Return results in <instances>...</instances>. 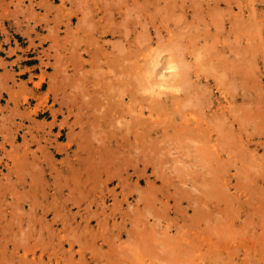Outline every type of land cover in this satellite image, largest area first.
Segmentation results:
<instances>
[{"label": "rangeland", "instance_id": "1", "mask_svg": "<svg viewBox=\"0 0 264 264\" xmlns=\"http://www.w3.org/2000/svg\"><path fill=\"white\" fill-rule=\"evenodd\" d=\"M242 50L246 53L241 52ZM231 51L233 53L239 51L241 55L237 57L238 52L233 54ZM242 56L246 57L247 60L246 58H242ZM251 57L255 59L252 60L253 63L250 62L251 64H248L247 61ZM239 58H241V61L239 62L240 66L237 67V70L236 66L238 65L237 60H239ZM47 61H49V64ZM124 63L126 66L124 67L128 72L125 71L123 67ZM245 63H247V66H245ZM53 64L55 65L53 66ZM172 64L179 65L177 69L181 68L183 70V72L181 69L179 70L181 74L180 79L182 80L174 79L173 81L172 76L169 75L173 72L168 69ZM57 65L62 69L60 68L59 70V68L56 67ZM251 68L252 70L254 68V71H251ZM184 70H187L186 73H184ZM245 71H247L246 73L248 76L244 74ZM120 72L123 73V75H119ZM128 73L131 75L130 78ZM182 74L183 76L185 74L188 76V78L187 76L184 77L187 78L184 79L185 81L183 80ZM116 75L119 76L117 77ZM132 75L135 77H132ZM245 76L247 78L246 80ZM42 77L44 78L43 86L38 88L36 83L40 82ZM251 77L253 82L256 79L254 83L250 80ZM166 79H168V82ZM169 79H171V81ZM105 80H107V82ZM101 81L102 83H100ZM138 82L140 84H136ZM161 82H163V86H161ZM61 83H63V86ZM172 83L174 86L172 85L171 90L173 91L169 89ZM51 84H54L53 86L55 89L50 86ZM135 85L141 89L139 91L140 93ZM107 88H109V90L112 89V91L110 90L112 96L107 93L109 91ZM132 88L134 89L133 91L131 90ZM163 88H165V92H163ZM226 88H228V90ZM103 89L106 90L103 91ZM55 90L57 94L53 92ZM120 90L121 92L126 91V93L123 92L124 94H122ZM230 90L235 91L230 92ZM100 91H102V94L99 93ZM263 91L264 0H0V128L2 126V130L0 129V159L3 161H16V165H12V168L16 170L15 172L13 169H11V172L4 166H0V169H2L0 170V212L3 211L1 215H3V217L5 216V219L0 217V237L2 236L1 238H3L2 240L0 239V264H164V262L165 264H218L219 261L220 264H264ZM35 92L36 96H34ZM168 92L170 93L168 94ZM163 93H167L168 97ZM154 94L156 97H153ZM173 94L176 96L174 97ZM11 95L15 98H12ZM63 96L65 97L62 98ZM98 96H100L99 98L101 99H99ZM26 97L30 99V102L25 101ZM39 97H43V100L47 98L45 104L49 106L45 110H40L39 114H34L32 108L38 104ZM54 97H56V100ZM83 97L86 99L89 98V100L87 99V101ZM95 97L96 100H99L96 101ZM109 97L110 101H112L111 99L116 101L114 104L112 101V107L109 106L111 104L109 100H107ZM82 98L85 101H82ZM92 98L96 101H94L96 107L98 105L97 102L102 101L99 102L101 103L100 107H102V109H104V105H107L109 102L107 106L114 109L117 114H115L116 116H120L118 118L119 121H115V123L118 126L124 124L123 128L119 127V134L122 132H129L127 135L124 134L130 138V146L133 144L132 147L134 148H129V141L124 144L120 136L118 141L121 143V147L118 149L114 147V150H117L116 152H120L122 147L123 149L126 147L125 150L130 152V156H133V159H129L133 161L129 172L130 175L132 176L133 174V176L125 180V182H121L126 184L125 186L128 185L126 188H123L125 187L124 184L119 183V180L121 181L120 175L119 178L116 177V179L111 181H105L107 179L106 175L100 177L98 173L90 176L82 175L83 169L91 170L88 165L85 166L84 159L90 161H86L89 163V166L93 162L96 164L99 161L98 155H95L94 159H92L93 157L91 159L89 157L91 154H97L96 149L99 148L100 142L97 140L99 135L96 136L97 133H93V129L95 126L98 128L95 129L97 131L102 130V128H99L95 124V126L93 125V129L91 126H88L89 128L87 127L86 131L89 132H86V135L85 132L83 133V135L86 136L85 138V136L83 137L82 135L81 125L77 124L78 127L74 125V128H72L71 125L74 121L79 122L78 120H81L82 117L86 115L85 111L82 110L80 112L78 105L82 106L88 104ZM153 98H155L156 101L152 100ZM61 99L64 101L60 102ZM180 99H182V101ZM151 100L156 103H153ZM158 100L162 102H159L161 103L160 105H158ZM71 101H74L73 104ZM172 101H175V104ZM256 102L260 105L263 104L261 106L262 108H260V105L258 107V103ZM60 103H65V108L62 110L65 114L59 112L57 124L54 126V114L60 111ZM172 103L175 105L176 109L173 107ZM242 103L244 106H242ZM66 105L74 110L70 118L72 123L70 122L69 126L65 124L67 128L65 135L57 140L56 135L60 129L59 127L65 122V117L68 115V112H66ZM234 105H237V107L235 108ZM155 106L156 108H153ZM250 107L251 110H254L251 111L249 109ZM161 108L165 113L162 112ZM230 108L231 111H229ZM168 109L170 112L166 111ZM246 109L249 110L246 111ZM176 111H178V114ZM239 111L241 112L239 113ZM250 111L253 113L250 114ZM75 112H77V115ZM121 112H123L122 115ZM245 112L246 115L249 114L252 116H245ZM232 113H234V115ZM257 114L261 116L258 115V117ZM212 115H214V118ZM223 115L228 118L222 117ZM216 116H219L218 118L220 120L216 119ZM238 118H244L245 122L243 121L244 119L239 120ZM125 119H127V121ZM140 119L143 121L139 125ZM210 119L212 123H210ZM90 120L91 117L88 121ZM194 121L205 123V126L201 128H203V130H210L209 132L205 131V135L203 136L212 135L207 151L204 153L203 157L201 155L203 159L206 158L204 161L202 158L198 157L199 151L195 149L196 143H198L196 142L194 144L197 140L195 137H197L198 125L193 124L195 123ZM117 122L120 123V125ZM163 122H166L168 125ZM186 122H188V125H186L187 129L184 130L182 126ZM160 123L163 124L161 127ZM221 123H223L224 128H221ZM230 123H233L232 125L234 127H232V129H230L232 126ZM127 124H130V126ZM125 125L129 127H126L127 130L125 129ZM132 125L133 128L130 129ZM215 125L219 126V128L217 127L218 129H216ZM79 128H81V131ZM167 128L169 129L167 130ZM253 129H257V131L255 130V132ZM77 130L81 134H79ZM191 130H194L196 134ZM229 130H231L230 134ZM12 131H15V133H12ZM109 131L110 130H107V132ZM143 131L146 132V134H144ZM68 132L72 137L68 135ZM220 132H222V135ZM238 132H240L241 135ZM138 133L141 137H138ZM232 133L234 135H232ZM182 134H185L186 137ZM87 135L88 138L90 136L89 139H91L92 136V141L89 140L91 146L84 152L79 150L82 158L74 157V152L72 151H74L76 147L73 148L74 150L70 151L69 155L65 149H63L67 147L70 139H80V137L88 139ZM24 136H26V140ZM227 136H232L231 138L235 143L232 142L231 138H226ZM4 137H6L7 140H5V148L1 145V142H3L2 140L5 139ZM143 137L145 140H141ZM178 137L181 140L177 139ZM235 138H237V140ZM152 139H154V141ZM155 139L157 141H155ZM168 139L170 140L169 142ZM228 139L231 140L227 142ZM234 139L236 141H234ZM185 140H187V142ZM189 140H192V142H189ZM51 141L53 145L50 144ZM162 141L165 142L163 143ZM152 142H154L155 145L158 144V148L160 146L165 147V149L164 147H162L163 149L160 147L166 152H164L166 155H163L164 153L161 155H163V157L165 156L163 158L164 163L167 166L169 165V170L163 164V159L160 154L157 155H160V157L152 154L156 149L153 148ZM184 142L185 144H183ZM32 143L34 144L32 145ZM159 143L161 144L159 145ZM147 144L150 148H148ZM150 144L152 145L150 146ZM191 144H193V146ZM213 144H216V147L213 146L212 148ZM15 145H19V147ZM181 145H184L183 148ZM186 145H191L189 147L193 148L187 149L188 147L186 148ZM220 145H222V147ZM235 145H238V150L237 152L235 151L237 156L233 154V150L237 149ZM241 145H243V147ZM135 146L141 148V152L146 151L143 153L147 154V152H150V149L152 152L147 155H141L139 153L140 150H135ZM244 148H246V150ZM180 149L182 150L180 151ZM160 150V153L163 152ZM33 151L35 153H33ZM136 151H138V155H136ZM193 151L194 153H192ZM220 151L224 153H220ZM45 152L47 153L48 160L45 157ZM208 152L209 154H207ZM210 152L211 156L213 152L215 155L211 157L212 159H210ZM8 153H12L10 155L11 157ZM187 153L190 154V157ZM118 154L122 155L121 157L125 156V153L124 155L122 153ZM118 154H116L117 157ZM139 154L142 158L144 157V160L148 158L150 161L153 160V163L147 160L148 163H151L147 170L145 167L143 169L145 165L143 164L144 162L137 160ZM228 154L230 155L228 156ZM153 155L157 157V159L155 157L153 158ZM181 155H186L190 161L186 156H183V159H187L185 161L186 165H181V163L180 165L178 164L177 167L181 166V170H183L182 173L180 170V173H178V168L176 169V166H173V164H176L177 159H180L178 157H181ZM135 157H137V159ZM191 157L193 158L191 159ZM76 158H78L79 161L77 160L74 164L69 163L72 159ZM194 158H197L199 161ZM80 159L83 160V164H81ZM214 159L218 161V164H216L217 162ZM180 160L185 163L182 159ZM193 160L195 162H193ZM221 160H223L222 163L225 160L223 163L224 165L220 162ZM66 162L68 164H65ZM154 162H156V164L160 163L162 166L160 164L156 165ZM208 162H210V165H212L214 169L220 168L222 171L224 168L223 170L225 173L222 171V176L218 178L220 182L213 180L212 169L209 170V167L212 168V166H208ZM228 162H230V164ZM79 163L83 166H80ZM134 163L136 164L134 165ZM194 163L197 164L199 168L205 169L206 174H204L205 171L203 169L204 172L201 169V171L198 172L199 168L198 171H195L197 170V166L194 165ZM152 164H155L157 167L160 166V168L155 167V165L153 167ZM186 166L189 167L188 171L184 170L187 168ZM190 166L193 167L191 168ZM133 167L134 169L136 167V171H133ZM172 167L177 170L176 172L178 174L175 172L174 175H172V171L174 172L175 170H173ZM39 168H41V170ZM153 168L156 170L163 169L164 171L162 170L163 172H160L158 170L160 173L158 171L156 173ZM27 170L28 172H26ZM136 172H139V174ZM202 172L204 175L201 174ZM207 172H210L209 176ZM8 173H10L9 176L7 175ZM16 173H18V176ZM140 174H142L143 177ZM160 174L162 179H160L161 176H158ZM167 174H171L175 179H171V175L167 176ZM179 174L182 175H180L182 178ZM210 174H212V178ZM139 176L142 177V182L138 180ZM183 176H185V178ZM201 176L202 178L205 177L204 180L200 178ZM164 177L170 178L166 180ZM64 178H66V180ZM101 180L103 184H101ZM164 180H166V182ZM171 180L177 187L172 186L173 183ZM7 181L10 182L8 183ZM127 181L128 183H126ZM212 182H215V189ZM1 183L3 185H1ZM152 183H154V185ZM148 184H150V186ZM155 185L158 186L156 187ZM35 186L36 188H34ZM147 186L149 187L148 189ZM202 186H206L205 188L208 189L202 188ZM128 187L130 188L129 190H132V194L130 192L126 194ZM179 187L182 189H179ZM190 187L197 190L194 191L198 193V197L197 193L190 190ZM15 188H18L17 191H14V193L11 192V190H15ZM158 188H161L160 191ZM183 188L189 191L186 190V192ZM223 188L229 190H225L224 194L222 192V190H224ZM123 189H125V193L122 192ZM138 189H140L139 192ZM178 189L179 191H183V193L186 192L185 198L183 196L184 194H181V191L179 192ZM174 190L178 191V194ZM19 191L20 194L18 193ZM218 191H221V194ZM229 191H231V193ZM71 192L72 194H70ZM146 192L147 194L151 193V196L154 193L157 198L154 199V194L153 198L146 195ZM173 192L176 195H173ZM208 192L211 194H208ZM67 193L69 194L67 195ZM83 193L87 195H83ZM115 194L116 196H114ZM225 195L226 199L228 197L229 200L226 201ZM27 196L31 199H29V197L27 198ZM219 196L220 199H218ZM230 196H234L235 198H231ZM81 197L82 199H80ZM86 197L87 199L84 200ZM236 197L238 200H236ZM139 198L141 201H139ZM52 199L53 201L55 199L54 203L51 201ZM232 199L234 200L232 201ZM152 200V205H146L145 202L148 203ZM193 200L199 205H194V202L190 203ZM202 201L203 203L201 204ZM229 201L232 203L229 204ZM89 202L91 203L90 206ZM238 202L240 204H238ZM104 203L105 205H103ZM119 204L120 207L118 206ZM14 207L16 208L14 209ZM196 208H198L197 210L200 209V215H197L199 213L196 212ZM116 209L118 211H116ZM225 209L229 212H225ZM18 210H20V212H18ZM185 210L187 214H185ZM24 211L27 213H23ZM202 212H205V215L207 214V217L205 216V221L203 220L205 217H200L204 215ZM232 213L233 216L234 214L236 215L234 217L235 219L231 216ZM22 214L27 215L22 217ZM28 214L32 216L33 219L30 218ZM12 215H14V217H12ZM40 219L42 220L40 221ZM50 219L52 221H50ZM8 220L9 223L11 222L12 227L7 222ZM219 221L222 226L219 224ZM6 222L8 224L3 225ZM217 226H219L218 231L216 230ZM2 227L4 229L7 228V231ZM84 227L86 228V232ZM180 227H182L181 230ZM231 227L233 228L231 229ZM19 228H21L22 231ZM49 228L52 229L50 230ZM10 229L13 231L15 230V234H13L12 230V232H9ZM205 229L209 232L205 231ZM219 229H221V233ZM233 229L235 230L233 231ZM2 230L7 233H3ZM139 231L140 234H137ZM186 231H188V233ZM223 231L226 232V237L228 239L225 235H222V233L224 234ZM84 232L86 236L83 235ZM142 232L143 234L141 235ZM215 232L217 237L215 236ZM235 232H237V235ZM30 233L31 237L27 236ZM90 234L91 236L93 234L94 238L91 237ZM231 234L233 236H231ZM11 235H15L16 237V239L12 237L16 242V247H14V244L8 246V243H5L7 236L11 238ZM22 235H24L25 238ZM77 235L80 240L75 237ZM143 235L150 237L149 241L151 242L142 239ZM166 236L167 238L165 239ZM218 237L220 239H218ZM252 237L254 238L252 239ZM40 238H43L44 242ZM144 238L146 239V237ZM201 239L204 240L201 241ZM223 239H225V241ZM21 240L27 242L24 243V241L22 242ZM142 241H146V245H144L145 242ZM160 242L162 243L163 249L161 248ZM17 243L23 244L22 247L20 245L18 246ZM27 243L29 244L27 245ZM33 243L34 245L31 246ZM163 243H165V245ZM83 244L86 245L84 246ZM158 244H160L159 247L162 250L159 247L155 248ZM232 244L234 245L232 246ZM147 247H149V250ZM144 248L146 251H143ZM165 249L167 251L163 253L162 251ZM231 249L233 252H231ZM245 250L247 252L250 251V253L247 255V252L244 253ZM119 252L122 254H117ZM186 254L187 256L185 257ZM217 254L219 255L217 256ZM189 255H191V259ZM215 257L217 258L215 259ZM28 259L31 261L29 262ZM231 259L233 262H230ZM122 260L125 261V263ZM185 260L188 261V263ZM10 261L13 262L11 263ZM24 261L26 263H24ZM247 261L250 262L248 263Z\"/></svg>", "mask_w": 264, "mask_h": 264}, {"label": "bare ground", "instance_id": "2", "mask_svg": "<svg viewBox=\"0 0 264 264\" xmlns=\"http://www.w3.org/2000/svg\"><path fill=\"white\" fill-rule=\"evenodd\" d=\"M251 16H253V15H251ZM253 17H254V16H253ZM253 17H251V18H253ZM253 19H254V18H253ZM240 37H241V36H240ZM240 37H238V38H240ZM45 40H46V39H45ZM247 40H248V39H247ZM250 40H251V39H250ZM39 43H40V42H39ZM42 43H43V42H42ZM33 45H34V44H33ZM37 45H38V44H37ZM37 45H36V46H37ZM247 45H248V44H247ZM29 46H30V45H29ZM236 47H237V46H236ZM236 47H235V50H236ZM244 47H246V46H244ZM253 47H254V46H253ZM248 48H249V45H248ZM250 48H251V47H250ZM237 50H238V49H237ZM233 51H234V50H233ZM245 51H246V49H245ZM245 51L242 50L241 52H245ZM231 52H232V51H231ZM237 52H238L237 57H239V55H241V53H239V51H236L235 53L232 52V53H233V54H236ZM246 52H247V51H246ZM246 52H245V53H246ZM248 52H250V51H248ZM245 53H244V55H245ZM47 55H48V54H47ZM47 55H46V56H47ZM234 56H236V55H234ZM245 56H246V55H245ZM121 57H123V56H121ZM121 57H120V58H121ZM126 57H127V56H126ZM232 57H233V56H232ZM237 57H236V58H237ZM242 58H246V57L242 56ZM251 58H252V59H251ZM251 58H249L250 60L248 59V61H247L248 64H249L250 62H252V60L255 59V58L253 59V57H251ZM41 59H42V58H41ZM43 59H44V58H43ZM124 59H125V58H124ZM240 59H241V58H239V60H237L238 65L236 66V69H237L238 66H240V65H239V64H240L239 62L241 61ZM242 60H243V59H242ZM246 60H247V58H246ZM58 61H59V60H58ZM113 61H114V60H113ZM243 61H244V60H243ZM47 62H48V64H49V61H47ZM130 62H131V61H130ZM200 62H201V61H200ZM244 62H245V61H244ZM50 63H51V62H50ZM58 63H59V62H58ZM58 63H57V64H58ZM119 63H120V62H119ZM125 63H126V62H125ZM125 63H124V65H123V67L125 66ZM252 63H253V62H252ZM120 64H121V63H120ZM122 64H123V63H122ZM202 64L204 65L203 62H202ZM245 64H246L245 66H247V63H245ZM250 64H251V63H250ZM254 64H255V61H254ZM51 65H52V64H51ZM54 65H55V64H53V66H54ZM126 65H127V64H126ZM256 65H257V63H256ZM48 66H49V65H48ZM48 66H47V67H48ZM128 66H129V65H128ZM131 66H132V65H131ZM177 66L179 67V65H174V64H172V65H170V67L168 68V69H170V70L173 71L171 74H169L170 76H172L173 81H174V79H175V80H177V79H178V80H182V79H180V78H181V74H180V72H179V70H180L181 68H180V69H179V68L177 69ZM56 67L59 68V70H60V68H61V67H58V65H57ZM125 67H126V66H125ZM125 67H124V69H125V71H127ZM133 67H134V66H133ZM133 67H132V68H133ZM184 67H185V66H184ZM186 67H187V66H186ZM252 67H254V66H252ZM246 68H248V67H246ZM61 69H62V68H61ZM124 69H123V70H124ZM133 69H134V68H133ZM184 69H185V68H184ZM186 69H187V68H186ZM59 70H58V71H59ZM130 70H131V69H130ZM134 70H136V69H134ZM181 70H182V69H181ZM187 70H189V69H187ZM187 70H184V71H185L184 73H186ZM237 70H238V69H237ZM244 70H245V69H244ZM244 70H243V71H244ZM43 71H44V70H43ZM109 71H110V70H109ZM119 71H122V70H119ZM119 71H118V72H119ZM125 71H122V72H125ZM248 71H250V70H248ZM251 71H254V68H253V70H252V68H251ZM105 72H107V71H105ZM105 72H104V73H105ZM116 72H117V70H116ZM116 72H113V73L117 74ZM127 72H128V71H127ZM182 72H183V70H182ZM246 72H247V71H245L244 74H246V75L248 76V74H247ZM252 73H253V72H252ZM121 74L123 75V73L120 72L119 75H121ZM128 74H129V73H128ZM128 74H127V75H128ZM134 74H135V71H134ZM187 74H188V73H187ZM249 74H251V73H249ZM59 75H60V74H59ZM106 75H107V74H106ZM119 75H118V76H119ZM61 76H62V75H61ZM108 76H109V75H108ZM116 76H117V75H116ZM118 76H117V77H118ZM130 76H131V75L129 74V78H130ZM164 76H166V75H164ZM185 76H187V75L185 74V75L183 76V74H182L183 80L188 78V76H187V78H184ZM221 76H222V75H221ZM253 76H254V75H253ZM114 77H115V75H114ZM120 77H121V76H120ZM122 77H123V76H122ZM132 77H135V76L132 75ZM162 77H163V74H162ZM254 77H255V76H254ZM62 78H63V77H62ZM62 78H60V79H62ZM164 78H166V77H164ZM164 78H163V80H164ZM52 79H53V78H52ZM55 79H56V78H55ZM100 79H101V77H100ZM100 79H99V80H100ZM246 79H247V78H246V76H245V80H246ZM103 80H104V79H103ZM103 80H102V81H103ZM107 80H108V79H107ZM107 80H105V81L107 82ZM123 80H124V79H123ZM166 80H167V82H168V79H166ZM169 80L171 81V79H169ZM248 80H249V79H248ZM250 80H252V77H251ZM255 80H256V79H255ZM255 80H254V82H255ZM43 81H44V78L42 77V78L40 79V82L36 83V86H37L38 88H41V87L43 86ZM51 81H52V80H51ZM63 81H64V80H63ZM102 81H101L100 83H102ZM108 81H109V80H108ZM120 81H121V79H120ZM125 81H126V80H125ZM170 81H169V83H170ZM184 81H185V80H184ZM52 82H53V81H52ZM109 82H111V81H109ZM163 82H164V81H163ZM163 82L160 83L161 86L164 85ZM252 82H253V80H252ZM254 82H253V83H254ZM63 83H64V82H63ZM63 83H61L62 86H63ZM123 83H124V82H123ZM174 83H175V82H174ZM179 83H180V81H179ZM179 83H178V84H179ZM103 84H104V83H103ZM136 84H140V83L138 82V83H136ZM53 85H54V84H51L50 86L53 87V89H55V87H54ZM64 85H65V83H64ZM99 85H101V84H99ZM104 85H105V84H104ZM104 85H103V86H104ZM165 85H166V84H165ZM168 85H169V84H168ZM172 85H173V83L170 85V86H171V87L169 88L170 90H171V88H172ZM255 85H256V84H255ZM107 86H108V85H107ZM161 86H160V87H161ZM173 86H174V85H173ZM180 86H181V83H180ZM222 86H223V85H222ZM225 86H226V85H225ZM233 86H234V85H233ZM233 86H232V88H233ZM244 86H246V85H244ZM112 87H113V85H112ZM135 87H137V86L135 85ZM135 87H134V88H135ZM165 87H166V86H165ZM254 87H255V86H254ZM258 87H259V86H258ZM95 88H96V87H95ZM95 88H94V89H95ZM137 88H138V87H137ZM161 88H162V87H161ZM228 88H230V87H228ZM228 88H226V89L228 90ZM246 88H247V87H246ZM255 88H256V87H255ZM51 89H52V88H51ZM53 89H52V90H53ZM58 89H59V88H58ZM99 89H100V88H99ZM107 89L109 90V88H107ZM164 89H165V88H163V92L166 91V90L164 91ZM167 89H168V86H167ZM183 89H184V88H183ZM226 89H225V90H226ZM248 89H249V88H248ZM250 89H251V88H250ZM101 90H102V88H101ZM104 90H106V89H103V91H104ZM110 90L112 91V89H110ZM110 90H109L107 93L110 94V93H111ZM124 90H126V89H124ZM131 90L133 91L134 89L132 88ZM131 90H129V91H131ZM140 90H141V89L138 88V92H139ZM159 90H160V89H159ZM122 91H123V90H122ZM126 91H127V90H126ZM126 91H123V92L126 93ZM136 91H137V90H136ZM171 91H173V90H171ZM184 91H185V89H184ZM184 91H183V92H184ZM234 91H235V90H234ZM234 91H233V90H230V92H234ZM36 92H37V91H36ZM36 92L34 93V96H36ZM51 92H52V91H51ZM53 92H56V90L53 91ZM101 92H102V91H100L99 93L102 94ZM120 92H121V90H120ZM123 92H121V93L124 94ZM138 92H137V93H138ZM263 92H264V91H263ZM99 93H97V94H99ZM103 93H104V92H103ZM131 93H133V92H131ZM139 93H140V92H139ZM169 93H170V92H168V94H169ZM185 93H186V92H185ZM228 93H229V91H228ZM249 93H250V92H249ZM260 93H261V92H260ZM46 94H47V93H46ZM56 94H57V92H56ZM163 94H165V93H163ZM168 94L166 93L165 95L167 96ZM91 95H92V94H91ZM104 95H106V94H104ZM110 95L112 96V94H110ZM134 95H135V94H134ZM137 95H138V94H137ZM137 95H136V96H137ZM173 95H174V94H173ZM173 95H171V96H173ZM185 95H186V94H185ZM245 95H246V94H245ZM258 95H259V94H258ZM11 96H12V95H11ZM61 96H62V95H61ZM84 96H86V95H84ZM100 96H101V95H100ZM100 96H98V98H99ZM111 96H110V97H111ZM130 96H131V94H130ZM175 96H176V95H174V97H175ZM64 97H65V96H63L62 98H64ZM96 97H97V96H96ZM96 97H95V100H96ZM110 97H109L108 99H107V98H106V99L109 100ZM132 97H133V94H132ZM134 97H135V96H134ZM153 97H156L155 94H154ZM167 97H168V96H167ZM246 97H247V96H246ZM253 97H254V96H253ZM12 98H15V97L12 96ZM16 98H17V97H16ZM83 98H85V97H83ZM83 98H82V101H85V100H87V99L89 100V98H87V99L85 98V100H83ZM98 98H97V99H98ZM159 98H160V97H159ZM169 98H170V97H169ZM251 98H252V97H251ZM54 99L56 100V97H54ZM54 99H53V101H54V103H55V100H54ZM99 99H101V98H99ZM99 99H98V100H99ZM102 99H103V98H102ZM106 99H105V101H106ZM38 100H39L38 104H37L34 108H32V111L34 112V114H39V111H40V110H45V109L49 106V105L45 104V100H47V98H46L45 100H43V97H39ZM68 100H69V99H68ZM88 100H87V101H88ZM95 100H94V98H92V100H90V102H88V104H85V105H82V106H81V105H78L79 108H80V109H79L80 112L83 110V111H85V114H86V115L83 114L84 116L82 117L81 120H78L79 122H77V121H74L73 123L71 122V119H70V118H71V115L74 113V110L71 109L69 106L66 105V106H67V107H66V109H67L66 112H68V115H66V117H65V122H63V123L60 125V127H59L60 129H59V131H58V133H57V135H56V139L58 140L59 138H61V137H63V136L65 135V131L67 130V128L65 127V124H68V126H69V123H70V122L72 123V125H71L72 128H74V125H77V124L81 125V128H82V129L79 128V130H80V129L82 130V135H83L84 132H85V135H86V132H89V131H86V129H87L88 126H91V128L93 129V125L95 124V125H97L99 128H102V130L97 131V130H95V129H98V128H96V126L94 125L95 128L93 129V133L96 132V133H97L96 136L99 135V136L97 137L98 142L100 141V142H99V146H98L99 148L96 149V150H97V151H96L97 154H91L90 157L88 156L90 159H91L92 157H93L92 159H94V156H95V155H98V156H99V158H98L99 161L96 163L97 165L95 164V162H93V163L91 162L92 164H90V166H89V163L86 162V161H89V160H88V159H84V160H85V166L88 165V167L91 168V170H89V169H83V170H82V175H86V176L89 175V176H90V175H96L97 173H98V175H99L100 177H103L104 175H106V178H107V179H106L105 181H111V180H113V179H116V177L119 178V175H120V179H121V181L119 180V183H120V184H124V183H121V182H123V181L125 182V180H127V179H129L130 177L133 176V174H132V176H131L130 173H129V172H130V169H131L130 167H131V165L133 164V161H131V160H129V159H130V158L133 159V156L131 155V156H132V157H131V156H130V152H127V151L125 150L126 147H125L124 149H123V147H122V150H121L120 152H116V151H117L116 149H118L119 147H121V146H120L121 143L118 141V140H119V139H118L119 136L121 137V140H122V142H123L124 144H125L126 142L129 141V148L131 149V147H132L133 144L130 146V138H129L128 136H126L127 134H129V132L126 131L127 133L122 132L121 134H119V132H118L119 129H120L119 127H122V128H123V125H124V124H122V126H118V125L115 123V121H119L118 118H119L120 116H119V117L116 116L117 114L115 113L114 109H111V108L109 107V106H111V107L113 106V105L111 104L112 101H113V99H111L112 101L109 100V102H110L111 105H109V102H108V104L105 103V104H107V105H109V106L102 104V105L105 106V107H103L104 109H102V107H100V106H101V103H99V102H102V101L97 102L98 105H97V107H96V106H95V102L98 101V100H96V101H95ZM103 100H104V99H103ZM152 100H155V98H153ZM152 100H151V101H152ZM173 100H174V99H173ZM180 100L182 101V99H180ZM183 100H184V99H183ZM256 100H257V99H256ZM260 100H261V99H260ZM260 100H259V101H260ZM14 101H15V99H14ZM25 101H26V102H30V99H29L28 97H26V98H25ZM63 101H64V100H63ZM63 101H62V99L60 100V102H63ZM75 101H76V100H75ZM79 101H80V100H79ZM94 101H95V102H94ZM155 101H156V100H155ZM155 101H154V102L152 101V102H153V103H156ZM56 102H58V101H56ZM71 102H72V101H71ZM73 102H74V101H73ZM73 102H72V104H73ZM103 102H104V101H103ZM106 102H107V101H106ZM115 102H116V101H113V104H114ZM152 102H151V104H152ZM157 102L159 103V102H161V101L158 100ZM172 102L174 103L175 101H172ZM24 103H25V102H24ZM83 103H84V102H83ZM85 103H86V102H85ZM161 103H162V102H161ZM161 103H159L158 105H160ZM163 103H164V102H163ZM168 103H169V102H168ZM170 103H171V102H170ZM173 103H172V105H173V107L175 108V105H174L175 103H174V104H173ZM181 103H182V102H181ZM244 103H245V102H244ZM256 103H258V102H256ZM66 104H67V103H66ZM80 104H81V103H80ZM245 104L249 105L248 103H245ZM254 104H255V103H254ZM59 105H60V107H61V108H60V111H57V112L54 114V119H55L54 122H53V125H54V126H55V124H57V118H58V116H59V112H62L63 114H65V112L62 111L63 108H65V103H60ZM115 105H116V104H115ZM152 105H153V104H152ZM238 105H239V104H238ZM247 105H246V106H247ZM257 105H258V107H259L260 104L258 103ZM257 105H256V106H257ZM262 105H263V104L260 105V108H262V107H261ZM57 106H58V105H57ZM71 106H72V105H71ZM98 106H99V108H98ZM234 106H235V105H234ZM234 106H233V107H234ZM242 106H244L243 103H242ZM13 107H14V106H13ZM95 107H96V108H95ZM108 107H109V108H108ZM157 107H159V106H157ZM171 107H172V106H171ZM236 107H237V105L235 106V108H236ZM258 107H257V108H258ZM30 108H31V107H30ZM94 108H95V109H94ZM153 108H156V106L153 107ZM153 108H152V109H153ZM159 108H160V107H159ZM238 108H239V107H238ZM175 109H176V108H175ZM242 109H243V108H242ZM249 109L251 110V107H250ZM249 109H248V110H249ZM262 109L264 110V108H262ZM55 110H56V108H55ZM153 110H154V109H153ZM155 110H157V109H155ZM161 110H162V108H161ZM161 110H160V112H161ZM248 110L246 109V111H248ZM252 110H254V109H252ZM252 110H251V111H252ZM255 110H256V107H255ZM166 111H167V112H170L169 109L166 110ZM229 111H231V108H230ZM251 111H250V112H251ZM261 111H262V110H261ZM10 112H11V111H10ZM24 112H25V110H24ZM52 112H54V111H52ZM78 112H79V111H78ZM162 112H164V110H162ZM176 112H177V114H178V111H176ZM237 112H238V111H237ZM240 112H241V111H239V113H240ZM76 113H77V112H75V114H76ZM122 113H123V112H121V115H122ZM164 113H165V112H164ZM171 113H172V112H171ZM174 113H175V111H174ZM252 113H253V112H251L250 114H252ZM13 114H14V113H13ZM21 114H22V113H21ZM75 114H74V115H75ZM115 114H116V115H115ZM179 114H180V111H179ZM232 114L234 115V113H232ZM244 114H245V116L249 115V114L246 115V112H245ZM263 114H264V112H263ZM2 115H3V114H2ZM4 115H5V114H4ZM6 115H7V114H6ZM24 115H25V113H24ZM76 115H77V114H76ZM78 115H79V114H78ZM125 115H126V114H125ZM129 115H130V114H129ZM132 115H133V114H132ZM152 115H154V114H152ZM175 115H176V113H175ZM220 115H221V114H220ZM228 115H229V114H228ZM241 115H242V113H241ZM253 115H254V114H253ZM258 115L261 116L260 114H257V116H258ZM9 116H10V115H9ZM9 116H8V117H9ZM12 116H13V115H12ZM133 116H134V115H133ZM139 116H140V115H139ZM213 116H214V115H212V117H213ZM243 116H244V115H243ZM245 116H244V118H245ZM249 116H250V115H249ZM249 116H248V118H249ZM251 116H252V115H251ZM251 116H250V117H251ZM259 116H258V117H259ZM20 117H22V116H20ZM28 117H30V116H28ZM90 117H91V120L88 121ZM216 117H217V116H216ZM218 117H219V116H218ZM218 117H217L216 119H219ZM222 117H224V115H223ZM234 117H235V116H234ZM240 117H242V116H240ZM132 118H133V117H132ZM135 118H139V117H135ZM140 118H141V117H140ZM198 118H199V117H198ZM198 118H197V119H198ZM213 118H214V117H213ZM213 118H212V119H213ZM220 118H221V117H220ZM224 118H228V117L225 116ZM224 118H223V119H224ZM244 118H243V119H244ZM248 118H247V120H248ZM252 118H253V117H252ZM255 118H257V117H255ZM263 118H264V117H263ZM3 119H4V118H3ZM21 119H22V118H21ZM27 119H30V118H27ZM76 119H78V118H76ZM208 119H209V118H208ZM238 119H239V118H238ZM240 119H241V118H240ZM240 119H239V120H240ZM243 119H241V120H243ZM258 119H259V118H258ZM125 120L127 121V119H125ZM133 120H134V118H133ZM150 120H151V119H150ZM219 120H220V119H219ZM225 120H226V119H225ZM231 120H232V119H231ZM7 121H8V120H7ZM7 121H5V122H7ZM24 121H25V120H24ZM52 121H53V120H52ZM72 121H73V120H72ZM134 121H135V120H134ZM142 121H143V120L140 119L138 124L140 125V124L142 123ZM208 121H209V120H208ZM210 121H211V119H210ZM215 121H216V120H215ZM243 121L245 122V119H244ZM254 121H255V120H254ZM12 122H13V121H12ZM12 122H11V123H12ZM26 122H27V121H26ZM129 122H131V121H129ZM129 122H127V123H129ZM194 122H195V121H194ZM220 122H224V121H220ZM220 122H219V124H220ZM225 122H226V121H225ZM236 122H237V121H236ZM238 122H240V121H238ZM244 122H241V123H244ZM13 123H14V122H13ZM117 123H118V122H117ZM163 123L165 124L166 122H163ZM183 123H184V122H183ZM210 123H212V121H211ZM214 123H216V122H214ZM256 123H257V122H256ZM82 124H83V126H82ZM118 124L120 125V123H118ZM132 124H133V121H132ZM134 124H137V123H134ZM155 124H158V123H155ZM166 124H167V123H166ZM193 124L198 125V129H197V130H198V133H197V134H196V132H195L194 130H191L193 133H195V134L197 135V137H195V138H197V140H198V141L196 140L195 142H194V141H193V142H194V144H195L196 142H198V143H196V147H195V149L199 151V156H198V155H197V156L200 157V158H202V157L204 156V153L207 151V147H209V142L211 141V137H212V135H211V134H210V135H207V134H206L207 136H203V135H205V131H206V132H207V131H208V132L210 131L209 129H205V130H203V128H201L202 126H205V123L203 124V123L197 121V122H195V123H193ZM232 124H233V123H230V125H232ZM127 125L130 126V124H127ZM161 125H163V124L160 123V127H161ZM167 125H168V124H167ZM186 125H188V122H186V123L182 126V129L184 128V130H186V129H187ZM225 125H226V124H225ZM230 125H229V127H230ZM241 125H242V124H241ZM250 125H251V124H250ZM253 125H254V124H253ZM3 126H4V125H3ZM6 126H7V125H6ZM8 126H9V125H8ZM18 126H19V125H18ZM26 126H27V125H26ZM49 126H50V123H49ZM143 126H146V125H143ZM165 126H166V125H165ZM190 126H191V125H190ZM242 126H243V125H242ZM255 126H256V125H255ZM21 127H22V126H21ZM77 127H78V125H77ZM126 127H127V126L125 125V129H126ZM134 127H135V126H134ZM141 127H142V126H141ZM150 127H151V126H150ZM152 127H153V126H152ZM177 127H179V126H177ZM177 127H176V129H177ZM215 127H216V129L219 128V126H217V125H215ZM217 127H218V128H217ZM232 127H234V126L232 125L230 129H232ZM243 127H244V126H243ZM257 127H258V126H257ZM3 128H4V127H3ZM5 128H7V127H5ZM88 128H89V127H88ZM91 128H90V129H91ZM122 128H121V129H122ZM127 128H129V127H127ZM132 128H133V125L131 126L130 129H132ZM153 128H154V127H153ZM153 128H152V129H153ZM155 128H156V127H155ZM170 128H171V127H170ZM189 128H191V127H189ZM221 128H224V127H223V123H221ZM236 128H237V127H236ZM0 129L2 130V126H1ZM7 129H9V128H7ZM19 129H20V128H19ZM49 129H50V128H49ZM106 129H107V130H110V131L107 132ZM130 129H128V130L131 131ZM134 129H135V128H134ZM168 129H169V128H167V130H168ZM193 129H194V128H193ZM246 129H247V128H246ZM246 129H245V130H246ZM3 130H4V129H3ZM81 130H80V131H81ZM126 130H127V129H126ZM137 130H139V129H137ZM227 130H228V129H227ZM253 130H254V131H255V130L257 131V129H253ZM253 130H252V131H253ZM10 131H11V130H10ZM15 131H16V130H15ZM15 131H12V133H13V132L15 133ZM48 131H50V130H48ZM48 131H47V132H48ZM77 131H78V130H77ZM90 131H92V130H90ZM124 131H125V130H124ZM135 131H136V130H135ZM139 131H140V130H139ZM149 131H150V130H149ZM149 131H148V133H149ZM191 131H189V132H191ZM216 131H217V130H216ZM229 131H230V132H229ZM229 131H227V132H229V134H230V133H231V130H229ZM246 131H247V130H246ZM254 131H253V132H254ZM256 131H255V132H256ZM27 132H28V131H27ZM47 132H46V133H47ZM56 132H57V131H56ZM69 132H70V131H69ZM69 132H68V133H69ZM152 132H153V131H152ZM78 133H79V131H78ZM124 133H125L126 135H125ZM143 133L146 134V132H144V131H143ZM199 133H200V134H199ZM202 133H203V134H202ZM210 133H211V132H210ZM218 133H219V132H218ZM220 133H221V135H222V132H220ZM225 133H226V132H225ZM234 133H235V132H234ZM238 133L241 135L240 132H238ZM247 133H250V132H247ZM251 133H252V132H251ZM73 134H74V133H73ZM79 134H81V133H79ZM90 134H91V133H90ZM170 134H171V133H170ZM178 134H179V133H178ZM178 134H177V135H178ZM201 134H202V135H201ZM223 134H224V133H223ZM12 135H13V134H12ZM32 135H33V133H32ZM68 135H70V133H69ZM75 135H76V134H75ZM82 135H81V136H82ZM85 135H83V137H84ZM92 135H93V134H92ZM182 135H183V134H182ZM232 135H234V134L232 133ZM249 135H251V134H249ZM73 136H74V135H73ZM139 136H140V134L138 133V137H139ZM167 136H168V135H167ZM170 136H171V135H170ZM183 136H185V134H184ZM14 137H15V136H14ZM70 137H72V136L70 135ZM83 137H80V139H70V140H69L70 142L67 144V147H64V148H63V149H65V151L67 152L68 155L70 154V151H71V150H74L73 148L76 147L75 150L72 151V152H74V157H81V154H80L79 150H81V152H84V151H86L87 148H90L91 144H90L89 140L92 139V136H91V139H89L90 136H89V138H88V135H87V138H88V139H85L86 136H85L84 139H83ZM94 137H95V136H94ZM140 137H141V136H140ZM150 137H151V136H150ZM158 137H159V136H158ZM161 137H162V136H161ZM176 137H177V136H176ZM185 137H186V136H185ZM228 137H229V136H227L226 138H228ZM231 137H232V136H231ZM231 137H229V138H231ZM234 137H235V136H234ZM4 138H5V139L2 140L3 142H1V145H2L3 148H5V144H6V141H7V140H6V137H4ZM167 138H169V137H167ZM167 138H166V140H167ZM172 138H173V136H172ZM181 138H182V137H181ZM24 139L26 140V136H24ZM39 139H40V138H39ZM143 139H144V137H143L141 140H143ZM169 139H171V138H169ZM169 139H168V142L170 141ZM177 139H180V138L178 137ZM189 139H190V138H189ZM223 139H224V138H223ZM231 139H232V138H231ZM231 139H228L227 142H229V140H231ZM235 139L237 140V138H235ZM235 139H234V141H236ZM0 140H1V139H0ZM5 140H6V141H5ZM25 140H24V141H25ZM33 140H34V138H33ZM43 140H44V139H43ZM134 140H135V139H134ZM144 140H145V139H144ZM152 140L154 141V139H152ZM180 140H181V139H180ZM187 140H188V139H187ZM187 140H185V141L187 142ZM91 141H92V140H91ZM94 141H95V140H94ZM155 141H157V140L155 139ZM172 141H173V140H172ZM241 141H242V139H241ZM88 142H89V143H88ZM98 142H97V144H98ZM133 142H134V141H133ZM162 142H163V141H162ZM164 142H165V141H164ZM164 142H163V143H164ZM166 142H167V141H166ZM173 142H174V141H173ZM179 142H180V141H179ZM179 142H178V144H179ZM189 142H192V140H191V141L189 140ZM220 142H221V141H220ZM232 142H233V139H232ZM91 143H92V142H91ZM218 143H219V142H218ZM233 143H235V142H233ZM247 143H248V142H247ZM33 144H34V143H32V145H33ZM50 144L53 145V142L51 141ZM100 144H101V145H100ZM148 144H149V143H148ZM148 144H147V145H148ZM152 144H153V145H152ZM152 144H150V146L152 145L153 148H154V149L156 148V149L154 150V149L152 148V149L154 150L153 152H152L151 149H150V150L148 149V150H149L150 152H152V154H154L155 156H157L158 154L161 155V154H163V153L165 152V150H164V151L162 150V149H163L162 147H164V146H162V147L160 146V147L162 148V149H161V148L159 147V148L161 149V150H160V149L157 147L158 144L155 145L154 142H152ZM160 144H161V143H159V145H160ZM183 144H185V142H184ZM188 144H190V143H188ZM219 144H220V143H219ZM221 144H222V142H221ZM136 145H137V144H136ZM154 145H155V147H154ZM176 145H177V143H176ZM191 145L193 146V144H191ZM191 145H188V146L186 145V148L188 147L187 149H189V148H190L189 146H191ZM15 146H16V145H15ZM21 146H22V145H21ZM55 146H56V145H55ZM137 146H138V145H137ZM137 146H135V147H136L135 150H140L139 153H140L141 155L146 154V153H143V152H146V151L141 152V151H142L141 148H139V147H137ZM144 146H145V143H144ZM144 146H143V147H144ZM181 146H182V145H181ZM183 146H184V145H183ZM183 146H182V148H183ZM213 146L216 147V144H213V145H212V148H213ZM220 146L222 147V145H220ZM229 146H230V144H229ZM231 146H232V145H231ZM236 146H237V149H236V150H235V149L233 150V154H236V152H237V150H238V145H235V148H236ZM241 146L243 147V145H241ZM249 146H250V145H249ZM16 147H19V145H17ZM44 147H45V145H44ZM57 147H59V146H57ZM92 147H93V146H92ZM114 147L116 148L115 150H114ZM143 147H142V148H143ZM133 148H134V147H132V149H133ZM145 148H146V147H145ZM145 148H144V149H145ZM148 148H150L149 145H148ZM166 148H167V147H166ZM179 148H180V147H179ZM186 148H185V150H186ZM191 148H193V147H191ZM191 148H190V149H191ZM210 148H211V146H210ZM226 148H227V147H226ZM229 148H230V147H229ZM239 148H240V147H239ZM10 149H12V148H10ZM16 149H17V148H16ZM41 149H42V148H41ZM101 149H103V150H101ZM157 149H159L160 151H163V152L160 153L159 150H157ZM164 149H165V147H164ZM240 149H241V148H240ZM240 149H239V150H240ZM242 149H243V148H242ZM244 149L246 150V148H244ZM34 150H37V149H34ZM58 150H59V149H58ZM60 150H61V149H60ZM146 150H147V148H146ZM156 150H157V151H156ZM181 150H182V149H180V151H181ZM223 150H224V149H223ZM245 150H244V151H245ZM15 151H16V150H15ZM89 151H90V150H89ZM180 151H179V152H180ZM211 151H212V150H211ZM230 151H231V150H230ZM235 151H236V152H235ZM240 151H241V150H240ZM244 151H243V152H244ZM6 152H7V151H6ZM134 152H135V151H134ZM136 152H137V154H136V153H133V154L138 155V151H136ZM150 152H147V154H149ZM154 152H156V153H154ZM157 152H158V153H157ZM184 152H185V151H184ZM33 153H35V152L33 151ZM33 153H32V154H33ZM61 153H62V152H61ZM118 153H122L123 155H124V153H125V156L121 157L122 155H120V154H118ZM165 153H166V152H165ZM165 153H164L163 155H166ZM177 153H178V150H177ZM192 153H194V151H193ZM192 153H191V154H192ZM220 153H224V152H221V151H220ZM229 153H230V152H229ZM11 154H12V153H11ZM11 154L8 153L9 156H10ZM116 154H118V157L116 156ZM131 154H132V153H131ZM140 154H139L138 159H137V157H135V158H136L137 160H139L140 162H141V161L144 162L143 164H145V165L143 166V169H144V167H145L146 170H147V169L149 168V165H150L151 163H153V160H151V161H152V162H151V161L149 160V158H148L147 160H149V161L151 162V163H150V162L148 163L147 160H144V157L142 158V157L140 156ZM147 154H146V155H147ZM152 154H151V155H152ZM181 154H182V153H181ZM187 154H189V153H187ZM195 154H196V153H195ZM207 154H209V152H208ZM207 154H206V155H207ZM217 154H218V153H217ZM3 155H5V154H3ZM3 155H2V156H3ZM119 155H120V156H119ZM146 155H145V156H146ZM151 155H150V156H151ZM154 155H153V158L155 157ZM160 155L157 156V157H160ZM163 155H161V156H162V159L165 157V156L163 157ZM201 155H202V157H201ZM229 155H230V154H228V156H229ZM231 155H232V153H231ZM2 156H1V158H2ZM183 156H186V155H183ZM183 156L181 155L182 158H181L180 156H179L178 158L182 159V161L185 162L188 158H187V156H186L187 159H185V158L183 159ZM208 156H209V155H208ZM208 156H206V157H208ZM212 156H215V155H214V152H213V155H212ZM212 156H211V152H210V159H212V158H211ZM236 156H237V154H236ZM4 157H5V156H4ZM10 157H11V156H10ZM45 157H46V159L48 160V158H47V153H46V152H45ZM88 157H87V158H88ZM148 157H149V156H148ZM157 157H155V158L157 159ZM189 157H190V154H189ZM194 157H196V156H194ZM216 157H218V156H216ZM241 157H243V156H241ZM67 158H68V157H67ZM67 158H66V159H67ZM71 158H72V157H71ZM81 158H82V157H81ZM192 158H193V157H191V159H192ZM208 158H209V157H208ZM44 159H45V158H44ZM150 159H151V158H150ZM165 159H166V158H165ZM180 159H179V160L177 159V161H180V162H177V161H176V164H177V165H176V164H173V166H176V169L178 168V169H177L178 171H177L175 168L172 167L173 170L175 169L174 172L172 171V175H174V173H175L176 171H177L178 173H180V171H181V173L183 172V170H181L182 167H181V166L177 167V166H178V164L180 165V163H181V165H182V164H185V165H186V162L183 163V162H181ZM194 159L197 160V158H194ZM198 159H199V158H198ZM205 159H206V158H204V159L202 158L203 161H204ZM77 160L79 161L78 158H76V159H72V161L69 162V163L74 164V162H77ZM137 160H136V162H137ZM175 160H176V159H175ZM188 160H189V159H188ZM214 160H215V159H214ZM28 161H29V160H28ZM37 161H38V159H37ZM80 161H81V164L84 163L83 160L80 159ZM162 161H163V164L165 165V163H164V159H163ZM166 161H167V160H166ZM173 161H174V160H173ZM189 161H190V160H189ZM197 161H199V160H197ZM200 161H201V160H200ZM211 161H212V160H211ZM215 161H216V160H215ZM222 161H223V160H221L220 162L222 163ZM242 161H243V160H242ZM89 162H90V161H89ZM158 162H159V159H158ZM158 162H157V163H158ZM193 162H195V161L193 160ZM216 162H217L216 164H218V161H216ZM220 162H219V163H220ZM224 162H225V160H224ZM224 162H223V163H224ZM254 162H255V161H254ZM263 162H264V161H263ZM26 163H27V162H26ZM26 163H25V164H26ZM36 163H37V162H36ZM122 163H123V165H122ZM154 163L156 164V162H154ZM166 163H169V162H166ZM197 163H198V162H197ZM208 163H209V164H207V165L209 166V165H210V162H208ZM223 163H222V164H223ZM228 163L230 164V162H228ZM27 164H28V163H27ZM65 164H68V163L66 162ZM79 164H80V163H79ZM81 164H80V166H83V165H81ZM135 164H136V163H134V165H135ZM155 164H152V166L154 167ZM159 164H160V163H159ZM159 164H156V165H159ZM191 164H193V163H191ZM198 164H199V163H198ZM231 164H232V163H231ZM12 165H16V161H15V160H13V161H3L2 159H0V166H4L6 169H9V171H11V172H12L11 169L14 170V168H12V167H13ZM20 165H21V164H20ZM139 165H140V164H139ZM156 165H155V167H157ZM160 165H161V164H160ZM170 165H172V164H170ZM188 165H189V164H188ZM194 165L197 166V164H195V163H194ZM194 165H193V166H194ZM205 165H206V164H205ZM223 165H224V164H223ZM251 165H252V164H251ZM27 166H28V165H27ZM31 166H33V165H31ZM40 166H42V165H40ZM161 166H162V165H161ZM165 166H166L167 169L169 170V165H168V166L165 165ZM193 166H192V167H193ZM210 166H212V165H210ZM184 167H185V166H184ZM184 167H183V168H184ZM186 167H187V166H186ZM190 167H191V166H190ZM192 167H191V168H192ZM194 167H195V166H194ZM224 167H225V166H224ZM2 168H3V167H2ZM157 168H160V166H158ZM191 168H190V169H191ZM196 168H197V170H195V171H198V168H199V167L197 166ZM15 169H16V168H15ZM39 169L41 170V168H39ZM135 169H136V167H135ZM135 169H134V167H133V171H136ZM153 169H155V168H153ZM167 169H166V170H167ZM188 169H189V167H187V168L184 169V170H185V171H186V170L188 171ZM200 169H201V168H199V171H198V172H200L203 168H202L201 170H200ZM211 169H212V173H213V180L218 182V181H219L218 178H220V177L222 176V175H221L222 171L225 173V171L223 170L224 168H223L222 171H221L220 168H217V169L215 168V169H214V167L212 166V168L209 167V170H211ZM213 169H214V171H213ZM227 169H228V167H227ZM0 170H2V169H0ZM59 170H60V169H59ZM137 170H138V169H137ZM158 170L161 172L163 169H162V170H160V169H157V170H156V169H155V172L157 173ZM179 170H180V171H179ZM203 170L205 171V169H203ZM203 170H202V171H203ZM209 170H208V171H209ZM15 171H16V170H14V172H15ZM79 171H80V170H79ZM133 171H132V172H133ZM139 171H140V170H139ZM142 171H143V170H142ZM159 171H158V172H159ZM163 171H164V170H163ZM163 171H162V172H163ZM185 171H184V172H185ZM204 171H203V172H204ZM7 172H8V171H7ZM17 172H18V171H17ZM26 172H28V170H27ZM160 172H159V173H160ZM177 172H176V174H178ZM189 172H190V171H189ZM191 172H192V171H191ZM203 172H202L201 174H203ZM136 173L139 174V172H136ZM141 173H142V172H141ZM143 173H145V172H143ZM159 173H158V174H159ZM164 173H165V172H164ZM168 173H170V172H168ZM196 173H197V172H196ZM207 173H208V172H207ZM209 173H210V172H209ZM209 173H208V176H209ZM224 173H223V174H224ZM16 174H17V176H18V173H16ZM29 174H30V172H29ZM63 174H64V173H63ZM63 174H62V177H63ZM151 174H152V173H151ZM161 174H163V173H161ZM161 174L158 175V176H161ZM204 174H206V171H205ZM204 174H203V175H204ZM7 175L9 176L10 173H8ZM58 175H60V174H58ZM98 175H97V176H98ZM140 175H142V174H140ZM164 175H165V174H164ZM168 175H169V174H167V176H168ZM170 175H171V174H170ZM170 175H169V176H170ZM172 175H171V179L174 180L175 178H173ZM180 175H181V174H179V176H180ZM187 175H188V174H187ZM210 175H211V178H212V174H210ZM3 176L6 177L5 175H3ZM77 176H78V175H77ZM146 176H147V175H146ZM181 176H182V175H181ZM181 176H180V177H181ZM198 176H199V175H198ZM0 177H1V176H0ZM11 177H12V176H11ZM22 177H23V176H22ZM36 177H37V176H36ZM65 177H68V176H65ZM142 177H143V175H142ZM142 177H141V176L138 177V180H139L140 182L143 181ZM177 177H178V176H177ZM183 177L185 178V176H183ZM196 177H197V176H196ZM203 177H204V176H203ZM256 177H257V176H256ZM7 178H8V177H7ZM68 178H69V177H68ZM68 178H67V179H68ZM164 178L167 180V178L169 179L170 177H167V178L164 177ZM164 178H163V179H164ZM178 178H179V177H178ZM181 178H182V177H181ZM197 178H198V177H197ZM200 178H202V176H201ZM204 178H205V177H204ZM204 178H202V180H204ZM19 179H20V177H19ZM19 179H18V181H19ZM57 179H59V178H57ZM64 179L66 180V178H64ZM153 179H154V178H153ZM157 179H159V178H157ZM160 179H162V176H161ZM216 179H217V180H216ZM0 180H1V179H0ZM15 180H16V178H15ZM15 180H14V182H15ZM99 180H100V179H99ZM99 180H98V181H99ZM166 180H164V181L166 182ZM188 180H189V179H188ZM188 180H187V181H188ZM198 180H199V178H198ZM46 181H47V180H46ZM74 181H75V179H74ZM7 182L9 183L10 181H7ZM56 182H58V181H56ZM95 182H97V181H95ZM101 182H102V180H101ZM129 182H130V181H129ZM162 182H163V181H162ZM171 182H172V180H171ZM197 182H198V181H197ZM202 182H203V181H202ZM206 182H207V181H206ZM210 182H211V181H210ZM219 182H220V181H219ZM12 183H13V182H12ZM17 183H18V182H17ZM61 183H63V182H61ZM74 183H75V182H74ZM92 183H93V182H92ZM126 183H128V181H127ZM172 183H173V182H172ZM212 183H213V182H212ZM4 184H5V183H4ZM64 184H65V183H64ZM87 184H88V183H87ZM101 184H103V182H102ZM152 184L154 185V183H152ZM164 184H165V183H164ZM207 184H208V183H207ZM207 184H204V185H207ZM216 184H217V183H216ZM1 185H3V184L1 183ZM81 185H82V184H81ZM81 185H80V186H81ZM118 185H119V184H118ZM125 185H126V184H124V186H125ZM148 185L150 186V184H148ZM168 185H169V183H168ZM184 185H186V184H184ZM212 185H213V187H214L215 182H214ZM12 186H13V185H12ZM91 186H92V185H91ZM122 186H123V185H122ZM127 186H128V185H127ZM127 186H125V187H123V188H126ZM155 186H156V185H155ZM157 186H158V185H157ZM157 186H156V187H157ZM172 186H176V187H177V185H176L175 183H173ZM172 186H171V187H172ZM224 186H225V185H224ZM20 187H21V186H20ZM22 187H23V186H22ZM47 187H48V186H47ZM138 187H139V186H138ZM156 187H154V188H156ZM162 187H163V185H162ZM180 187H181V186H180ZM180 187H179V189H182V188H180ZM205 187H206V186H202V188H205ZM213 187H212V188H213ZM215 187H216V185H215ZM215 187H214V189H215ZM225 187H226V186H225ZM229 187H230V186H229ZM10 188H11V187H10ZM34 188H36V186H35ZM70 188H71V187H70ZM93 188H95V187H93ZM148 188H149V187L147 186V189H148ZM173 188H175V187H173ZM190 188H191V187H190ZM190 188H189V189H190ZM210 188H211V187H210ZM210 188H209V189H210ZM217 188H218V185H217ZM0 189H1V187H0ZM17 189H18V188H15V190H11V192L14 193V191H17ZM21 189H22V188H21ZM43 189H44V188H43ZM58 189H59V188H58ZM64 189H65V188H64ZM88 189H89V188H88ZM129 189H130V188L128 187L127 190H126V192H127L126 194H129V192H130L131 194L133 193V192H131L132 190H129ZM133 189H134V188H133ZM158 189H159V188H158ZM160 189H161V188H160ZM160 189H159V191H160ZM167 189H168V188H167ZM175 189H176V188H175ZM179 189H178V191H179ZM183 189H184V191H186V190L189 191L188 189H185V188H183ZM205 189H208V188H205ZM218 189H219V188H218ZM223 189H224V190H222V192H223L224 194H225V190H229V189H227V188H226V189L223 188ZM231 189H232V188H231ZM245 189H246V188H245ZM4 190H5V189H4ZM90 190H91V189H90ZM92 190H93V189H92ZM107 190H108V188H107ZM109 190H112V189H109ZM150 190H152V189H150ZM190 190H191V191H192V190L194 191V190H196V189H194V188L192 187ZM210 190H211V189H210ZM41 191H42V190H41ZM139 191H140V189H138V192H139ZM142 191H143V190H142ZM174 191H175V190H174ZM178 191H175V192H177V194H178ZM180 191H181V190H180ZM180 191H179V192H180ZM187 191H186V192H187ZM191 191H190V192H191ZM193 191H192V192H193ZM196 191H197V190H196ZM196 191H194V192L197 193ZM205 191H206V190H205ZM205 191H204V192H205ZM43 192H44V191H43ZM88 192H89V191H88ZM101 192H102V191H101ZM120 192H121V191H120ZM122 192L125 193V189H123ZM138 192H137V193H138ZM186 192L183 193V191H181V194H184V195H183L184 198H185V194H186ZM215 192H216V190H215ZM218 192H219V191H218ZM220 192H221V191H220ZM220 192H219V193H220ZM229 192L231 193V191H229ZM16 193H17V192H16ZM18 193L20 194V191H19ZM109 193H110V191H109ZM173 193H174V192H173ZM4 194H6V193H4ZM25 194H26V193H25ZM68 194H69V193H67V195H68ZM70 194H72V192H71ZM84 194H86V193H83V195H84ZM110 194H111V193H110ZM126 194H124V195H126ZM143 194H144V193H143ZM149 194H150V195H149ZM153 194H154V193H153ZM153 194H152V196H151V193H148V194H147V192H146V195L151 196L152 198H153ZM158 194H159V193H158ZM199 194H200V193H199ZM208 194H211V193L208 192ZM212 194H213V192H212ZM215 194H216V193H215ZM220 194H221V193H220ZM27 195H29V194H27ZM78 195H79V193H78ZM81 195H82V193H81ZM86 195H87V194H86ZM86 195H85V196H86ZM100 195H101V194H100ZM102 195H103V194H102ZM154 195H155V194H154ZM173 195H176V194L174 193ZM173 195H172V196H173ZM2 196H3V195H2ZM13 196H14V195H13ZM25 196H26V195H25ZM114 196H116V194H115ZM127 196H128V195H127ZM144 196H145V195H144ZM177 196H178V195H177ZM206 196H207V195H206ZM217 196H218V194H217ZM222 196H223V195H222ZM227 196H228V193H227ZM5 197H6V196H5ZM28 197H29V196H27V198H28ZM42 197H43V196H42ZM46 197H47V196H46ZM58 197H59V196H58ZM79 197H80V196H79ZM111 197H112V196H111ZM142 197H143V196H142ZM197 197H198V193H197ZM215 197H216V195H215ZM215 197H214V199H215ZM230 197L232 198V197H234V196H230ZM241 197H242V196H241ZM53 198H55V197H53ZM145 198H147V197H145ZM149 198H150V197H149ZM149 198H148V199H149ZM152 198H150V199H152ZM155 198H157L156 195H155L154 199H155ZM186 198H187V196H186ZM199 198H200V196H199ZM209 198L211 199L210 196H209ZM209 198H206V199H209ZM234 198H235V197H234ZM14 199H15V197H14ZM18 199H19V198H18ZM29 199H31V198L29 197ZM63 199H65V198H63ZM66 199H68V198H66ZM71 199H72V198H71ZM80 199H82V197H81ZM86 199H87V197H86L84 200H86ZM102 199H103V198H102ZM142 199H143V198H142ZM170 199H171V198H170ZM181 199H182V197H181ZM202 199H203V197H202ZM218 199H220V196L218 197ZM225 199H226V195H225ZM0 200H1V199H0ZM11 200H12V199H11ZM116 200H117V199H116ZM120 200H121V199H120ZM122 200H123V199H122ZM194 200H195V198H194ZM194 200L191 201V202L189 201V202H190V203H193ZM199 200H200V199H199ZM204 200H205V198H204ZM223 200H224V199H223ZM227 200H229L228 197H227L226 201H227ZM233 200H234V199H232V201H233ZM236 200H238L237 197H236ZM236 200H235V201H236ZM2 201H3V200H2ZM4 201H5V200H4ZM20 201H21V200H20ZM26 201H27V200H26ZM31 201H32V200H31ZM47 201H48V200H47ZM51 201H53V199H52ZM54 201H55V199H54ZM54 201H53V203H54ZM139 201H141L140 198H139ZM142 201H143V200H142ZM147 201H148V200H147ZM196 201H197V200H196ZM212 201H213V200H212ZM226 201H225V202H226ZM230 201H231V200H230ZM230 201H229V202H230ZM240 201H241V200H240ZM249 201H251V200H249ZM12 202H13V200H12ZM28 202H29V201H28ZM38 202H39V201H38ZM42 202H43V201H42ZM152 202H153V200L150 201V202H148V203H147V202H145V203H146V205H149V204L152 205ZM198 202H199V201H198ZM219 202H220V201H219ZM236 202H237V201H236ZM241 202H242V201H241ZM9 203H10V202H9ZM25 203H26V202H25ZM56 203H57V202H56ZM63 203H64V202H63ZM75 203H76V202H75ZM75 203H74V204H75ZM138 203H139V202H138ZM194 203H195V202H194ZM202 203H203V201L201 202V204H202ZM216 203H217V202H216ZM231 203H232V202H230L229 204H231ZM247 203H248V202H247ZM247 203H245V204H247ZM7 204H8V203H7ZM46 204H47V203H46ZM90 204H91V203L89 202V206H90ZM179 204H180V201H179ZM196 204L199 205L198 203H195L194 205H196ZM238 204H240V203L238 202ZM8 205H9V204H8ZM33 205H34V204H33ZM40 205H41V204H40ZM49 205H50V204H49ZM77 205H78V204H77ZM103 205H105V203H104ZM103 205H101V206H103ZM166 205H167V204H166ZM194 205H193V206H194ZM225 205H226V203H225ZM232 205H233V204H232ZM232 205H231V206H232ZM3 206H4V205H3ZM42 206H43V205H42ZM57 206H58V205H57ZM64 206H65V205H64ZM87 206H88V205H87ZM87 206H86V209H87ZM89 206H88V207H89ZM118 206L120 207V204H119ZM169 206H170V205H169ZM221 206H222V205H221ZM231 206H230V207H231ZM10 207H11V205H10ZM119 207H117V208H119ZM148 207H149V206H148ZM165 207H167V206H165ZM232 207H233V206H232ZM232 207H231V208H232ZM2 208H4V207H2ZM15 208H16V207H14V209H15ZM28 208H29V207H28ZM58 208H60V207H58ZM83 208H84V207H83ZM200 208H201V206H200ZM30 209H31V208H30ZM30 209H29V210H30ZM32 209H33V207H32ZM32 209H31V212H32ZM175 209H176V208H175ZM181 209H182V208H181ZM194 209H195V207H194ZM194 209H193V210H194ZM197 209H198V208H196V212L199 213V214H197V215H200V214H201V212L199 211L200 209H199V210H197ZM228 209H230V208H228ZM9 210H10V209H9ZM11 210H12V208H11ZM16 210H17V209H16ZM49 210H50V209H49ZM69 210H70V209H69ZM69 210H68V211H69ZM202 210H203V209H202ZM205 210H206V208H205ZM225 210H226V209H225ZM63 211H64V210H63ZM63 211H62V213H63ZM66 211H67V210H66ZM116 211H118V210L116 209ZM206 211H207V210H206ZM2 212H3V211H2ZM2 212H0V215L2 214ZM16 212H17V211H16ZM18 212H20V210H18ZM25 212H26V211H24L23 213H25ZM55 212H56V211H55ZM57 212H58V211H57ZM78 212H79V211H78ZM83 212H84V211H83ZM87 212H88V211H87ZM177 212H178V211H177ZM196 212H195V213H196ZM221 212H223V211H221ZM225 212H229V211L226 210ZM26 213H27V212H26ZM85 213H86V212H85ZM89 213H90V212H89ZM95 213H96V212H95ZM202 213H203L204 215H203V216H200V217H202V218L205 217V216L207 217V214L205 215V212H202ZM223 213H224V212H223ZM4 214H5V213H4ZM29 214H30V212H29ZM29 214H28V215H29ZM81 214H82V213H81ZM185 214H187V213H186V210H185ZM16 215L21 216V215H19V214H16ZM24 215H27V214H24ZM24 215L22 214V217H23ZM75 215H76V214H75ZM99 215H100V214H99ZM29 216H30V215H29ZM29 216H28V217H29ZM45 216H47V215H45ZM80 216H81V215H80ZM83 216H85V215H83ZM88 216H89V215H88ZM126 216H127V213H126ZM220 216H221V214H220ZM231 216H233V213H232ZM235 216H236V215L234 214L233 218H234ZM0 217H2L3 219H5V216L3 217V215H1ZM12 217H14V215H12ZM33 217H34V216H33ZM56 217H57V216H56ZM61 217H62V216H61ZM86 217H87V216H86ZM89 217H90V216H89ZM206 217L203 219L204 221H205ZM10 218H11V217H10ZM10 218H9V220H10ZM30 218H32V216H30ZM40 218H41V216H40ZM64 218H65V217H64ZM66 218H67V217H66ZM77 218H78V217H77ZM92 218H93V216H92ZM94 218H95V217H94ZM104 218H105V217H104ZM104 218H103V220H104ZM189 218H190V217H189ZM220 218L223 219L222 217H220ZM20 219H21V218H20ZM24 219H25V218H24ZM32 219H33V218H32ZM43 219H45V218H43ZM59 219H60V218H59ZM225 219H226V218H225ZM225 219H224V221H225ZM234 219H235V218H234ZM9 220L7 221L8 223H9ZM12 220H14V219H12ZM41 220H42V219H40V221H41ZM66 220H67V219H66ZM69 220H70V218H69ZM85 220H86V219H85ZM85 220H84V221H85ZM106 220H107V219H106ZM132 220H134V219H132ZM0 221H1V220H0ZM50 221H52V220L50 219ZM7 222H6L5 224H3V225H7V224H8ZM22 222H23V221H22ZM22 222H21V223H22ZM35 222H36V221H35ZM70 222H71V221H70ZM216 222H217V220H216ZM229 222H230V221H229ZM21 223H20V224H21ZM52 223H53V222H52ZM168 223H169V222H168ZM172 223H173V222H172ZM9 224L11 225V222H10ZM78 224H79V223H78ZM90 224H91V223H90ZM156 224H157V222H156ZM198 224H199V223H198ZM219 224L221 225L220 221H219ZM226 224H227V223H226ZM3 225H2V226H3ZM30 225H31V224H30ZM30 225H29V226H30ZM86 225H87V223H86ZM199 225H201V224H199ZM217 225H218V223H217ZM220 225H219V226H220ZM235 225H236V224H235ZM0 226H1V225H0ZM180 226H181V225H180ZM219 226H217V229H216L217 231H218V227H219ZM221 226H222V225H221ZM223 226H224V224H223ZM232 226H233V225H232ZM11 227H12V225H11ZM20 227H21V226H20ZM105 227H107V226H105ZM169 227H170V226H169ZM189 227H190V226H189ZM202 227H203V226H202ZM247 227H248V226H247ZM2 228H3V227H2ZM26 228H29V227H26ZM32 228H33V227H32ZM84 228H85V227H84ZM176 228H177V227H176ZM199 228H201V227H199ZM203 228H204V227H203ZM223 228H224V227H223ZM232 228H233V227H231V229H232ZM242 228H243V227H242ZM3 229H4V228H3ZM6 229H7V228H6ZM6 229H4V230L7 231ZM19 229H21V228H19ZM19 229H18V230H19ZM23 229H25V228H23ZM49 229H50V228H49ZM51 229H52V228H51ZM51 229H50V230H51ZM76 229H77V228H76ZM106 229H107V228H106ZM165 229H167V228H165ZM181 229H182V227H180V230H181ZM211 229H212V228H211ZM227 229H228V228H227ZM235 229H236V228H235ZM235 229H233V231H234ZM240 229H241V228H240ZM240 229H239V230H240ZM11 230H12V229H10L9 232H12V231H13V230H12V231H11ZM27 230H29V229H27ZM30 230H31V229H30ZM32 230H33V229H32ZM87 230H88V229H87ZM203 230H204V229H203ZM216 230H215V231H216ZM219 230H220V233H221V229H219ZM225 230H226V227H225ZM2 231H3V230H2ZM5 231H3V233H4ZM21 231H22V229H21ZM73 231H74V230H73ZM205 231H207V230L205 229ZM217 231H216V232H217ZM48 232H49V231H48ZM85 232H86V228H85ZM85 232L83 233V235L85 234ZM88 232H89V230H88ZM186 232L188 233V231H186ZM203 232H204V231H203ZM207 232H209V231H207ZM216 232H215V236H216ZM223 232H224V234L222 233V235H223V236L225 235V237H226V232H225V231H223ZM237 232H239V231H237ZM237 232H235L236 235H237ZM254 232H255V231H254ZM0 233H1V232H0ZM5 233H7V232H5ZM27 233H28V232H27ZM74 233H75V232H74ZM167 233H168V232H167ZM169 233H170V232H169ZM204 233H205V232H204ZM252 233H253V231H252ZM13 234H15V230L13 231ZM16 234H17V233H16ZM75 234H77V233H75ZM81 234H82V233H81ZM86 234H87V233H86ZM95 234H96V233H95ZM100 234H101V233H100ZM129 234H130V233H129ZM137 234H140V231H139V233H137ZM142 234H143V232L141 233V235H142ZM206 234H207V233H206ZM218 234H219V233H218ZM232 234H233V233H232ZM232 234H231V236H233ZM240 234H241V232H240ZM244 234H245V233H244ZM20 235H21V234H20ZM26 235H27V234H26ZM30 235H31V233L28 234L27 236H30ZM180 235H181V234H180ZM190 235H191V234H190ZM18 236H19V235H18ZM22 236L24 237V235H22ZM65 236H67V235H65ZM79 236H80V233H79ZM84 236H86V235H84ZM90 236H91V234H90ZM132 236H133V235H132ZM181 236H182V235H181ZM210 236H211V234H210ZM252 236H254V235H252ZM259 236H260V235H259ZM1 237H2V236H1ZM1 237H0V239L2 240L3 238H1ZM12 237H15V235H14V236L11 235V238H10V236H7V238H6V239H7V240H6L7 242L5 241V243H8V244H7L8 246H9L10 244H14V247H16V244H15L16 242H15L14 238H12ZM23 237H22V238H23ZM30 237H31V236H30ZM39 237H41V236H39ZM68 237H69V236H68ZM75 237H77V238L79 239L78 235L75 236ZM80 237H81V236H80ZM91 237H93V234H92ZM91 237H89V238H91ZM106 237H107V235H106ZM108 237H109V236H108ZM144 237H146V239H145ZM168 237H169V236H168ZM191 237H192V235H191ZM216 237H217V236H216ZM219 237H220V236H219ZM219 237H218V239H220ZM257 237H258V236H257ZM24 238H25V237H24ZM32 238H33V237H32ZM69 238H70V237H69ZM93 238H94V237H93ZM147 238H148V239H147ZM149 238H150V237H147V236H145V235H143V237H142V239H144V240H148V242H151V241H149V240H150ZM151 238H152V236H151ZM166 238H167V236L165 237V239H166ZM171 238H172V237H171ZM176 238H177V237H176ZM193 238H194V237H193ZM197 238H198V237H197ZM199 238H201V237H199ZM226 238H227V237H226ZM253 238H254V237H252V239H253ZM15 239H16V237H15ZM40 239L43 241V238H40ZM66 239H68V238H66ZM84 239H85V237H84ZM108 239H109V238H108ZM153 239H154V238H153ZM161 239H162V238H161ZM174 239H175V238H174ZM227 239H228V238H227ZM17 240H18V237H17ZM26 240H28V239H26ZM79 240H80V239H79ZM79 240H78V242H79ZM202 240H204V239H201V241H202ZM216 240H217V239H216ZM223 240L225 241V239H223ZM230 240H231V239H230ZM259 240H260V239H259ZM259 240H258V241H259ZM21 241L23 242L24 240H21ZM37 241H38V239H37ZM92 241H94V240H92ZM139 241H140V240H139ZM166 241H167V240H166ZM170 241H172V240H170ZM182 241H183V240H182ZM186 241H187V240H186ZM189 241H190V240H189ZM261 241H262V240H261ZM25 242H27V241H24V243H25ZM34 242H35V241H34ZM43 242H44V241H43ZM86 242H87V241H86ZM105 242H106V241H105ZM137 242H138V241H137ZM142 242H145V244H144V243H141V244H144V245H146V243H147L146 241H142ZM167 242H168V241H167ZM167 242H166V243H167ZM206 242H207V241H206ZM217 242H218V241H217ZM18 243H19V242H18ZM18 243H17V244H18ZM35 243H36V242H35ZM37 243H40V242H37ZM80 243H81V241H80ZM139 243H140V242H139ZM157 243H158V241H157ZM174 243H175V242H174ZM190 243H191V241H190ZM209 243H210V242H209ZM224 243H226V242H224ZM1 244H2V243H1ZM3 244H4V242H3ZM28 244H29V243H27V245H28ZM41 244H42V242H41ZM86 244H87V243H86ZM86 244H85V245H86ZM160 244H161V248H162V243L160 242ZM160 244H158L157 246H155V248H156V247H159ZM163 244L165 245V243H163ZM167 244H168V243H167ZM210 244H211V243H210ZM212 244H213V243H212ZM219 244H221V243H219ZM228 244H229V243H228ZM19 245L22 247L23 244H22V245H21V244H18V246H19ZM33 245H34V243H33L31 246H33ZM36 245H37V244H36ZM45 245H46V244H45ZM83 245H84V244H83ZM85 245H84V246H85ZM164 245H163V246H164ZM169 245H170V244H169ZM202 245H203V244H202ZM214 245H215V244H214ZM223 245H224V244H223ZM223 245H221V246H223ZM233 245H234V244H232V246H233ZM29 246H30V245H29ZM43 246H44V245H43ZM147 246H148V244H147ZM167 246H168V245H167ZM191 246H192V245H191ZM208 246H209V245H208ZM221 246H220V248H221ZM39 247H40V246H39ZM153 247H154V246H153ZM172 247H174V246H172ZM175 247H176V246H175ZM237 247H238V246H237ZM29 248H30V247H29ZM29 248H28V249H29ZM84 248H85V247H84ZM84 248H83V250H84ZM141 248H142V247H141ZM147 248H148V250H149V247H147ZM159 248H160V247H159ZM161 248H160V249H161ZM169 248H170V247H169ZM215 248H216V247H215ZM30 249H31V248H30ZM30 249H29V250H30ZM33 249H34V248H33ZM162 249H163V248H162ZM162 249H161V250H162ZM172 249H173V248H172ZM175 249H176V248H175ZM177 249H178V247H177ZM179 249H180V248H179ZM217 249H218V248H217ZM221 249H222V248H221ZM246 249H247V248H246ZM31 250H32V249H31ZM31 250H30V251H31ZM173 250H174V249H173ZM248 250H249V249H248ZM138 251H139V250H138ZM143 251H146V249L144 248ZM166 251H167V250L165 249V250L162 251V252L165 253ZM254 251H255V249H254ZM170 252H171V251H170ZM179 252H180V251H179ZM231 252H233L232 249H231ZM245 252H247V251L245 250L244 253H245ZM139 253H140V252H139ZM248 253H250V251L247 252V255H248ZM261 253H262V252H261ZM29 254H30V253H29ZM117 254L121 255L122 253L120 254V252H119V253H117ZM142 254H143V253H142ZM178 255H179V254H178ZM218 255H219V254H217V256H218ZM244 255H245V254H244ZM252 255H254V254H252ZM260 255H261V254H260ZM183 256H184V255H183ZM186 256H187V254L185 255V257H186ZM189 256H190V259H191V255H189ZM220 256H221V255H220ZM239 256H240V255H239ZM115 257H116V256H115ZM169 257H170V255H169ZM181 257H182V255H181ZM222 257H223V256H222ZM257 257H258V256H257ZM52 258H53V257H52ZM183 258H184V257H183ZM216 258H217V257H215V259H216ZM228 258H229V257H228ZM228 258H227V259H228ZM247 258H248V257H247ZM260 258H261V257H260ZM1 259H2V258H1ZM26 259H27V257H26ZM58 259H59V258H58ZM174 259H175V258H174ZM188 259H189V257H188ZM192 259H193V257H192ZM253 259H254V258H253ZM10 260H12V259H10ZM28 260H29V259H28ZM183 260H184V259H183ZM231 260H232V259H231ZM231 260H230V262H233V260H232V261H231ZM249 260H250V259H249ZM21 261H22V260H21ZM25 261H26V260H25ZM25 261H24V263H26ZM30 261H31V260H29V262H30ZM122 261H123V260H122ZM179 261H180V260H179ZM185 261H186V260H185ZM214 261H215V260H214ZM10 262L12 263L13 261H10ZM10 262H7V263H10ZM107 262H108V261H107ZM114 262H115V259H114ZM114 262H113V263H114ZM123 262L125 263V261H123ZM181 262H183V261H181ZM186 262L188 263V261H186ZM247 262L249 263L250 261H247ZM179 263H180V262H179ZM215 263H216V262H215ZM134 264H135V263H134ZM164 264H165V262H164ZM180 264H182V263H180ZM184 264H185V263H184ZM218 264H220V261L218 262Z\"/></svg>", "mask_w": 264, "mask_h": 264}]
</instances>
